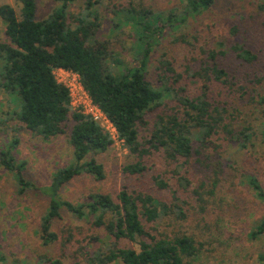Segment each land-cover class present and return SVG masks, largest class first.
<instances>
[{"label": "trees", "instance_id": "16d2710c", "mask_svg": "<svg viewBox=\"0 0 264 264\" xmlns=\"http://www.w3.org/2000/svg\"><path fill=\"white\" fill-rule=\"evenodd\" d=\"M58 1L59 5L41 19L36 18L35 0H15L18 10L10 3L0 4V19L5 26V39L0 41V88L17 96L14 114L19 128L43 140L65 133V124L72 121L68 140L73 149V162L56 169L51 174L50 183L41 188L24 176V162H18L12 154L10 147L17 143L14 138L9 149L0 150V168L14 175L19 195L37 190L48 198L39 230L43 245L57 240L52 224L64 210L79 219L85 218L101 232L89 238L98 244L86 256L89 264H187L185 260L194 258L200 251L192 236L178 232L173 236L152 234V224L163 216L176 221L187 219L188 202L175 191L168 201L150 194L129 192L126 188H121L115 198L107 193L91 192L84 197V202L60 196L61 188L76 176L87 174L95 180L104 178L103 165L94 158L87 159V156L107 150L113 139L99 123L71 109L68 90L56 81L53 70L69 69L80 76L83 87L113 124L124 148L135 156V162L123 165L124 174L134 176L142 173L147 169L140 160L142 156L151 151L160 152L162 160L172 166L177 187L190 188L195 207L199 213H204L207 201L200 189L205 183L193 186L184 166L177 161L193 156V142L198 146L212 144V138L220 133L224 134L222 139L236 149L243 150L253 145L251 128L244 126L235 131L224 122L221 115L224 109L215 106L208 97L209 83L224 85L228 81L226 70L216 61L218 56L226 53L224 44L218 42L216 49H202L204 66L198 76L202 84L195 96L185 95L183 89L175 88L166 75L171 70L166 60L159 61L157 66V70L161 69L157 73L160 85H154L147 74L149 55L165 30L187 24L208 10L215 0H179L180 5L169 10L139 7L133 0H129L127 6L114 5L113 31H119L123 25L129 27L130 38L139 57L135 66L124 68L119 66V56L108 40L94 38L101 24L94 7L99 0H86L84 10L77 15L69 12V6L76 0ZM237 31V26L231 27V33ZM232 49L244 62L252 63L257 59L250 49L239 45ZM109 63L118 65L111 68ZM165 98H174L177 109L158 115L149 136L143 140L144 137H139L140 125H147L146 114L160 106ZM250 100L264 103V97L257 93ZM259 133L264 141V128ZM219 145L214 149L218 150ZM222 166L223 162H217L212 176L208 177L206 193L210 196L215 194L221 181ZM240 177L264 204V188L256 175L245 171L240 173ZM153 181L158 189L171 190L168 180L160 173L153 177ZM263 233L264 215L251 227L248 237L257 239ZM121 240L132 245L122 246ZM4 260L0 253V261ZM40 260L49 262L50 258L41 255ZM258 260L264 264V253L258 254ZM53 263H58V260Z\"/></svg>", "mask_w": 264, "mask_h": 264}, {"label": "rangeland", "instance_id": "374dc122", "mask_svg": "<svg viewBox=\"0 0 264 264\" xmlns=\"http://www.w3.org/2000/svg\"><path fill=\"white\" fill-rule=\"evenodd\" d=\"M36 18H45L58 0H35ZM86 0H76L69 6V12L77 15L84 10ZM138 6L154 10H169L179 6V0H133ZM129 0H99L94 5L101 22L94 38L108 40L109 45L119 56L120 67L135 66L139 63L137 49L130 38L129 27L123 25L113 31L112 12L114 5L127 6ZM10 3L19 9L15 0H0V4ZM238 31L231 33V27ZM4 24L0 19V41L5 39ZM222 42L225 55L216 61L228 76L226 84L209 83L208 97L215 106L223 108L224 122L235 131L248 126L253 131L252 146L239 150L228 141L223 133L212 138V144L198 146L193 142V156L187 160L180 158L186 175L193 186L204 182L200 189L206 204V211L199 213L189 189L178 188L175 176L162 160L160 152L151 151L140 159L147 167L134 176L122 172L124 164L136 161L133 154L124 148L122 142L113 140L112 145L100 153H90L87 159L94 158L103 165L104 178L95 180L82 174L74 177L60 190V196L74 202H84L91 192L110 194L115 198L121 188L129 192L153 195L168 201L172 191L188 202V217L176 221L168 216L161 217L152 224V234L161 233L173 236L176 232L186 233L195 239L200 251L194 258L186 259L187 264H262L258 254L264 253V233L257 239H249L248 232L255 222L264 215V204L246 186L240 177L241 172L249 171L256 175L264 188V141L260 130L264 128V103L250 100L256 93L264 97V2L262 0H215L203 13L190 19L177 29H166L160 42L153 48L148 61V78L156 86L158 62L166 60L171 70L166 72L176 89L184 94L195 96L202 84L198 77L204 60L202 49H216ZM239 45L257 55L256 61L244 62L238 58L232 47ZM0 59V66H1ZM118 65L109 63L111 68ZM169 82V79H168ZM17 96L0 88V150L9 149L11 141L17 143L11 148L16 160L24 162V176L38 186L45 187L51 174L58 168L73 162L72 147L68 133L72 121L65 124V133L43 140L29 131L19 128L14 114ZM174 98H165L155 110L146 114L147 125L139 127V137L145 140L158 115L177 109ZM142 140V139H141ZM142 140V141H143ZM220 144L218 150L214 146ZM217 162H223L220 182L213 196L209 189L208 177ZM160 173L166 178L171 190H161L154 185L153 177ZM193 188V187H192ZM48 204V198L37 190L17 193L14 175L0 168V253L4 262L0 264H89L86 256L98 247L97 241L90 240L100 234L87 220L79 219L67 211L52 224L57 240L43 245L40 238V222ZM120 245L131 246V242L121 240ZM135 247V244H133ZM50 258L49 262L40 256ZM58 260V263H53ZM115 264V263H111Z\"/></svg>", "mask_w": 264, "mask_h": 264}, {"label": "built area", "instance_id": "2783aa9c", "mask_svg": "<svg viewBox=\"0 0 264 264\" xmlns=\"http://www.w3.org/2000/svg\"><path fill=\"white\" fill-rule=\"evenodd\" d=\"M53 75L56 81L68 90L69 104L73 111L80 112L89 116L92 120L99 123L110 134L113 140L118 139L116 130L107 116L97 106L82 85L80 76L72 70L55 68Z\"/></svg>", "mask_w": 264, "mask_h": 264}]
</instances>
